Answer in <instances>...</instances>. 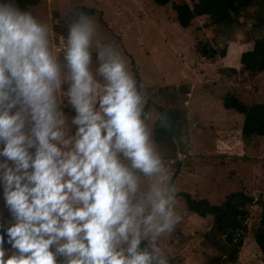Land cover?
Segmentation results:
<instances>
[{"label":"clouds","instance_id":"9594fccd","mask_svg":"<svg viewBox=\"0 0 264 264\" xmlns=\"http://www.w3.org/2000/svg\"><path fill=\"white\" fill-rule=\"evenodd\" d=\"M65 22L61 63L49 25L0 0V264H169L183 217L148 125L167 116L88 12Z\"/></svg>","mask_w":264,"mask_h":264},{"label":"rangeland","instance_id":"374dc122","mask_svg":"<svg viewBox=\"0 0 264 264\" xmlns=\"http://www.w3.org/2000/svg\"><path fill=\"white\" fill-rule=\"evenodd\" d=\"M193 1L168 0L164 5H158L152 0H26V2L22 0L18 2L38 21L49 25L53 52L61 63H63V52L62 50L57 52L56 42L61 35L66 37L68 26L65 18L80 7L93 9L91 16L98 22L99 38L105 44L116 46L117 50L123 52L131 61L132 70L147 93L146 112L150 116H155L160 109L164 112L167 110L175 112V116L172 115L176 127L175 148L158 146L154 143L156 150L163 153L161 154L163 157H172L177 152L189 150L188 124L193 126L194 122H191L192 116L186 118V112L191 93L197 90V87L207 89L214 84L211 82L213 77L209 75V68L218 66L215 62L221 59L220 53L226 54V51L232 50V59L235 62L234 51L245 52L251 49L254 39L264 36V0H254L252 6L243 10L232 24L214 25L208 18H199L193 19L186 28L180 27L176 22L173 5L184 3L191 5ZM199 42H206L217 55L212 59L202 58L197 52ZM235 47L237 51L233 50ZM97 66L93 51L91 70L94 75ZM201 70H203V82L197 79ZM64 71L66 75V69ZM190 71L195 73L190 74ZM96 79L103 84L101 77L96 75ZM230 79L235 86H230L232 90L225 87L223 91L226 90V93L222 94L223 97L227 94L231 98L228 104L233 103L234 100L245 105L264 103V72L251 76L241 68ZM64 94L66 93H62ZM65 108L70 106L66 105ZM66 115L71 117L69 113ZM148 125L153 134L154 121L149 119ZM229 137L234 147L244 146V152L236 150L231 155L225 153L210 155L195 151L197 154L193 155V160L183 165L181 174L186 167H191L194 171V162L200 165L201 170L205 168L206 172L200 180L202 186L206 189L211 186L214 191V195L210 198L213 205H220L231 192L242 193L252 198V204L244 206L247 211L244 219L246 232L242 236L237 261L233 264H264L252 237L261 212V208L256 206L258 200L255 199L264 197V135L245 138L237 129ZM204 143H208V147L216 146L219 140L212 139L211 142L205 140ZM179 173L177 170L173 176H178ZM206 175L214 177L215 181H211V185L209 180L205 179ZM175 207L183 217L182 222L170 236L163 237L164 239L161 238L158 242L169 264H212L218 257L221 258L229 247L223 245V239L220 237L215 236L213 242L206 239L210 234L211 219L202 218L196 221L195 218L194 222L186 219L189 215L186 216L180 196L179 200L175 201ZM0 212L3 213L4 218H7L2 201H0ZM171 236L173 238L180 236L185 241L181 244L178 242V237L172 239V243L175 241L174 244H165V240L168 241ZM226 257L227 255L222 257L220 262Z\"/></svg>","mask_w":264,"mask_h":264},{"label":"trees","instance_id":"16d2710c","mask_svg":"<svg viewBox=\"0 0 264 264\" xmlns=\"http://www.w3.org/2000/svg\"><path fill=\"white\" fill-rule=\"evenodd\" d=\"M18 1L22 2V0ZM23 1L26 2V0ZM152 1L158 5H164L168 2V0ZM253 1L254 0H194L191 5L187 3L174 4L173 9L175 11L177 24L183 28H186L193 19L199 18H208L214 25H228L232 24L243 10L250 8ZM77 10L86 11L90 15L93 14V9L80 7ZM197 52L202 58L206 59H212L217 55L215 50L206 42L198 43ZM224 55V52L220 53L221 57ZM240 64L242 70L248 72L251 76H256L264 72V36L254 39L251 49L241 54ZM228 101H231V98L226 95L224 97L226 108L233 109L244 115V122L241 130L242 137L250 138L252 136L264 135V103L244 105L235 100L233 103L228 104ZM147 107L148 105L146 106V110ZM65 112L71 115L73 114L70 108H65ZM158 113L162 115L166 114L170 126L168 128H162L160 127V121L154 122V143L158 146L171 147L173 149L175 148L174 136L176 134V127L172 115L175 116V112L170 110L164 112L160 109ZM179 126L180 125H178V128ZM159 154L161 155L163 153ZM180 197L187 215L211 219L212 224L209 230L211 235L209 234L206 236V239L213 242L215 236L220 237L223 239V245L229 247L222 256L224 257L227 255V257L222 262H220L222 257H218L212 264L235 263L237 261L238 250L242 245L243 233L246 231L244 219L247 215V211L244 209V206L251 205L252 198L242 193H231L226 196L220 205H213L206 199L193 198L186 193L180 194ZM256 206L261 208V212L252 237L264 262V202L258 201ZM223 248L224 246H222V249Z\"/></svg>","mask_w":264,"mask_h":264},{"label":"crops","instance_id":"0c3cea01","mask_svg":"<svg viewBox=\"0 0 264 264\" xmlns=\"http://www.w3.org/2000/svg\"><path fill=\"white\" fill-rule=\"evenodd\" d=\"M233 50L237 51V47H235ZM231 52L232 50H229L228 52L226 51V54L217 62H215L216 64H218L216 68H209V75H212L213 77L211 82L214 84L207 89L197 87V90H193L191 93L188 111L186 112V118L188 119L192 116L191 122H194L193 126L191 123V125L188 124V127L190 126L188 129V133H190L189 150L193 155L196 153L195 151H197L198 153H205L210 155H212L213 153H217L219 155H221V153L231 155L236 150L244 152V146L234 147L232 145L233 141L229 137L231 133H234V131L237 129L239 134H241L244 115L242 113L234 111L233 109L226 108L224 104L225 96H222L223 93H226V90L223 91L225 87L231 89V87L235 86L233 82H230V78L235 75V72H238L241 69L240 56L243 52L236 53L234 51L235 62H233V55L231 54ZM202 72L203 70H201V73H199L198 76L194 74L197 76V79L200 82H203L204 76L202 75ZM193 73L195 72L190 71V74ZM209 96L211 98H209ZM212 139H218L219 144L216 146L209 145L208 147V143L205 144L204 141L207 140L208 142H211ZM196 163L197 162H194L193 164L194 171H192L191 167H186L183 174H181V171H178V173H180L178 174V176L173 177V182L177 186L178 194L186 193L193 198L206 199L211 203L210 198L212 197V195H214V191L212 190L211 186L208 189H206L205 186H202L203 184L200 178L204 176L206 170L205 168L201 170L200 165ZM168 171L171 172L172 169H168ZM173 173L174 171L171 172L172 176L174 175ZM205 179L209 180L210 185L211 181H215L214 177L210 175H206ZM180 194L177 195L178 197L176 199L179 200ZM256 200L264 202V197L262 196L259 199H255V201ZM186 216L188 215L186 214ZM195 218L196 221L202 219L197 216L190 215L186 219L194 222L193 219ZM180 236H175L174 238L173 236H171L168 241L167 239L165 240V244H174L175 241L172 243V239L175 240L178 237V242H181L182 244V242H184L185 240H182Z\"/></svg>","mask_w":264,"mask_h":264},{"label":"built area","instance_id":"2783aa9c","mask_svg":"<svg viewBox=\"0 0 264 264\" xmlns=\"http://www.w3.org/2000/svg\"><path fill=\"white\" fill-rule=\"evenodd\" d=\"M193 154L191 153L190 150H187L185 152H177L175 153L172 157H163L167 168L172 169V171H181L183 165L188 162L193 160ZM261 210V209H260Z\"/></svg>","mask_w":264,"mask_h":264}]
</instances>
